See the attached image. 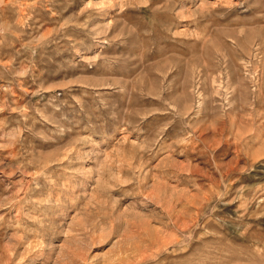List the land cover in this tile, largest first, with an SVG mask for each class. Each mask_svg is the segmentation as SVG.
Listing matches in <instances>:
<instances>
[{
  "label": "rangeland",
  "instance_id": "1",
  "mask_svg": "<svg viewBox=\"0 0 264 264\" xmlns=\"http://www.w3.org/2000/svg\"><path fill=\"white\" fill-rule=\"evenodd\" d=\"M0 264H264V0H0Z\"/></svg>",
  "mask_w": 264,
  "mask_h": 264
}]
</instances>
